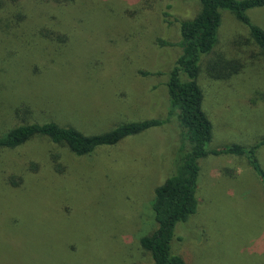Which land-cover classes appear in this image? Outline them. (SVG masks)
<instances>
[{
	"label": "rangeland",
	"instance_id": "1",
	"mask_svg": "<svg viewBox=\"0 0 264 264\" xmlns=\"http://www.w3.org/2000/svg\"><path fill=\"white\" fill-rule=\"evenodd\" d=\"M200 9L199 0H0V136L34 123L98 135L166 119L180 25ZM247 15L264 29V8ZM158 39L173 46L159 49ZM203 61L198 83L213 125L206 149L257 146L264 53L230 11ZM183 146L172 118L90 156L45 137L3 150L0 264H155L140 242L157 229L155 190L177 173ZM54 154L67 166L61 175ZM257 157L264 171V147ZM32 163L42 172L29 173ZM199 166V208L177 224L175 254L189 264H264V182L248 157L210 153Z\"/></svg>",
	"mask_w": 264,
	"mask_h": 264
},
{
	"label": "trees",
	"instance_id": "2",
	"mask_svg": "<svg viewBox=\"0 0 264 264\" xmlns=\"http://www.w3.org/2000/svg\"><path fill=\"white\" fill-rule=\"evenodd\" d=\"M200 12L192 20L180 25V49L169 73L167 91L169 111L166 119H146L119 125L103 134L85 135L73 127L61 126L55 122L25 124L0 136V153L16 149L37 137L48 138L53 144L67 147L76 157L90 156L102 147L116 146L123 140L140 135L153 128L162 127L175 119L181 129L183 140L189 146L182 147L180 167L156 188L152 205L157 223L156 231L141 239V247L150 253L155 264H189L175 254L174 238L178 223L186 222L199 208L197 196L200 178L199 161L213 155L247 156L252 167L264 182V171L259 164L257 150L264 147V139L248 151L240 145L209 152L206 147L213 136V125L203 111L204 93L198 83L205 57L218 44V34L222 23V12L230 11L241 24L245 25L255 44L264 53V29L255 25L247 15L252 9L264 8V0H199ZM66 39V38H65ZM64 44H67L64 43ZM159 49L173 46L167 40L158 39ZM213 63L212 71L217 70ZM142 76L157 75L139 71ZM28 110V108H27ZM52 156L56 174H63L67 166L59 163V155ZM43 167L32 163L28 172L39 174ZM12 183L21 184L19 177H12Z\"/></svg>",
	"mask_w": 264,
	"mask_h": 264
}]
</instances>
